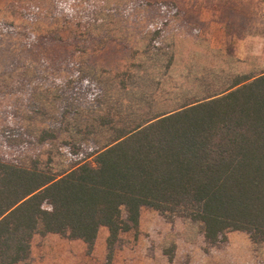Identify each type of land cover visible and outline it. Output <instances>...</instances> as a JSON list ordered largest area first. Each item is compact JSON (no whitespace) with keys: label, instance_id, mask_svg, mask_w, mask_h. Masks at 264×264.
<instances>
[{"label":"trees","instance_id":"trees-1","mask_svg":"<svg viewBox=\"0 0 264 264\" xmlns=\"http://www.w3.org/2000/svg\"><path fill=\"white\" fill-rule=\"evenodd\" d=\"M152 43L156 67L162 54ZM171 59L161 77L137 68L105 80L77 70L32 87L33 113L47 122L39 142L62 130L74 148L58 147L67 165L54 171L29 156L20 134L4 132L0 264H28L34 235L80 240L91 253L101 228L111 261L120 236L139 233L143 208L198 224L210 246L230 232L264 244V73L164 95Z\"/></svg>","mask_w":264,"mask_h":264},{"label":"rangeland","instance_id":"rangeland-1","mask_svg":"<svg viewBox=\"0 0 264 264\" xmlns=\"http://www.w3.org/2000/svg\"><path fill=\"white\" fill-rule=\"evenodd\" d=\"M153 39L162 54L156 67L148 61ZM169 56L164 95L201 93L237 74L264 73V0H0V154L4 132L11 131L40 166L63 170L58 147L72 150L75 139L57 130L39 142L47 122L33 113L32 87L76 78L77 70L105 80L137 68L160 76ZM30 115L33 132L26 129ZM107 235L98 231L91 253L80 240L34 235L28 264H264V244L254 247L243 232L210 246L198 224L170 222L148 208L140 212L137 236L122 234L111 261Z\"/></svg>","mask_w":264,"mask_h":264}]
</instances>
